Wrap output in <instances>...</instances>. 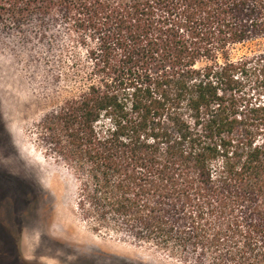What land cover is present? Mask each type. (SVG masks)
<instances>
[{"label": "trees", "instance_id": "16d2710c", "mask_svg": "<svg viewBox=\"0 0 264 264\" xmlns=\"http://www.w3.org/2000/svg\"><path fill=\"white\" fill-rule=\"evenodd\" d=\"M60 24L77 90L40 123L76 211L194 264H264V0H0V32ZM259 98L255 101L259 102Z\"/></svg>", "mask_w": 264, "mask_h": 264}, {"label": "rangeland", "instance_id": "374dc122", "mask_svg": "<svg viewBox=\"0 0 264 264\" xmlns=\"http://www.w3.org/2000/svg\"><path fill=\"white\" fill-rule=\"evenodd\" d=\"M36 24L0 32V264H194L81 221L74 173L47 151L40 123L78 89L71 62L85 50L60 24ZM258 53L264 39L232 59ZM243 89L260 104L264 74Z\"/></svg>", "mask_w": 264, "mask_h": 264}]
</instances>
